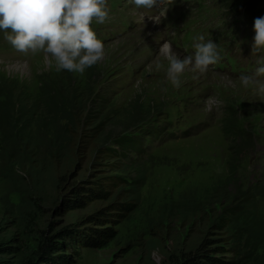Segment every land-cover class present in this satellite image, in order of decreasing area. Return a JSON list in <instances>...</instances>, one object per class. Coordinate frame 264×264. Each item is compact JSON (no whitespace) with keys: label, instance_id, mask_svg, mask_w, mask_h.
Returning a JSON list of instances; mask_svg holds the SVG:
<instances>
[{"label":"rangeland","instance_id":"374dc122","mask_svg":"<svg viewBox=\"0 0 264 264\" xmlns=\"http://www.w3.org/2000/svg\"><path fill=\"white\" fill-rule=\"evenodd\" d=\"M241 1L235 0L231 9L221 0H175L180 4V11L170 5L166 17L162 18L160 24H155L151 20L145 22V17L144 21L141 20V15L128 0H108L110 19L104 24L91 25L105 44L106 57L95 65L96 70L90 79L86 72H71L75 85L79 84L83 89L88 79L90 86L100 92L99 96L104 99L103 112L110 110L119 115L132 99H138L141 110L148 111L134 126L121 128L116 122L103 126L104 134H109L99 146L104 148V152L109 149L122 152L126 154L125 158L118 153V156L104 157L102 153L94 151L98 142H92L89 137L94 128L89 125L83 127L79 131L82 135L79 142L81 151L77 155L79 160L74 177L71 176L76 184H80L82 179H107L109 176L121 179L119 184L135 181L136 197L129 193L127 197L126 185H116L109 189L113 190L107 199L96 200L83 209L65 213L56 210L60 198L47 182L44 205L47 209L40 218L41 224L49 219L59 228L77 220L78 216L85 218L99 209H106L108 213L107 221L87 220L84 224L93 229L110 228L113 234L107 238L106 245L78 249L72 264H160L167 252H177L202 236L204 225L210 223L207 218L187 216L182 222L179 216H173L160 206L176 204L189 197L201 200V197L207 196L212 184L222 179L231 138L222 134L221 125L222 118L230 112V108L237 115V124L253 133L250 149L240 154L235 168L237 184L244 190L254 178L264 177V96L258 95L252 88L244 89L239 84L240 75L227 69L210 68L207 74L198 79H193L196 74L185 72L181 77L182 84L177 89L166 82L163 70L157 72L153 67L160 45L170 40L168 37L153 44L158 40L151 39L169 34L166 21L171 14H179L176 21L181 30L180 38L183 36V39H187V35L202 30L216 43L220 55L240 61L252 59L254 64L259 58V54L251 55L250 44L255 33L253 25L243 15L245 8ZM254 3L257 10L263 6V0ZM164 24L166 29L162 26ZM5 35L0 31V71L28 80L32 89L37 85L35 74L56 72L54 68L46 67L42 54L24 55L17 52ZM171 45L178 57L189 55L188 50H183L178 44ZM164 63L166 67L167 62ZM66 72L57 73L65 75ZM163 88H167V91H162ZM209 97L218 100L220 106L206 109L205 102ZM137 134L143 135L144 148L150 149L152 157L148 160H144V157L149 153H128L129 147L117 142L125 135L134 137ZM117 159L126 164L132 160L134 165L124 171L113 170ZM137 166L141 167V172L133 170ZM140 174L143 176L141 181H136ZM4 177L0 174V264H23L30 256L34 242L10 223L12 216L4 208V201L16 204L20 194L7 193ZM95 182L97 180L91 186ZM119 190L121 193L116 194ZM220 196L204 199L211 220L224 208ZM123 201L130 206L123 214H118L121 212L119 207L112 204ZM258 202L257 208L264 217V197H259ZM161 210L164 216L160 214ZM5 248H9V252L3 251Z\"/></svg>","mask_w":264,"mask_h":264},{"label":"trees","instance_id":"16d2710c","mask_svg":"<svg viewBox=\"0 0 264 264\" xmlns=\"http://www.w3.org/2000/svg\"><path fill=\"white\" fill-rule=\"evenodd\" d=\"M221 1L231 8L235 0ZM257 1H241L246 16L253 21L264 16V0L262 8L258 10L254 3ZM94 70L96 66L85 71L88 79ZM88 79L86 86L81 89L79 84L75 85L71 72L65 75L41 72L35 74L37 85L32 89L28 80L0 71V174L5 176L7 193L20 194L18 203L12 204L5 200L4 208L12 216L10 223L34 242L31 254L23 264H72L78 249L104 247L107 238L113 234L110 228L93 229L84 225L87 220L100 223L107 221L106 209H99L85 218L78 216L77 220L59 228L49 219L41 224L40 218L47 209L44 206L47 182L60 198L56 210L65 213L83 209L96 200L107 199L113 190L109 189L116 185H126L127 197L128 193L136 197L137 183L119 184L121 179L117 176L96 178L97 182L93 186V179H82L80 184L72 181L71 176L74 177L79 160L77 155L81 151L79 142L82 135L79 131L83 127L89 125L94 128L89 135L92 142H98L94 151L102 153L104 157H113L114 154L122 153L114 149L104 152V148L99 146L109 134H104L103 126L109 122H116L121 128L134 126L148 111L141 110L138 99H132L119 115L110 110L103 112L104 99L99 96L100 92L90 86ZM233 110L230 108V112L222 118L221 132L231 138L222 179L213 183L207 196L201 197V200L189 197L176 204L160 206V209L173 216H179L182 222L187 216H203L210 223L204 225L202 236L190 246L179 248L177 252H167L160 264H264V217L257 208L259 197H264V177L254 178L244 190L237 184L235 168L240 154L250 149L253 133L237 124V115ZM125 137L117 142L126 145L128 140ZM139 137L143 138V135ZM151 157L149 153L144 160ZM115 163L113 170L116 171H124L134 165L132 160L126 164L117 159ZM133 170L141 172V167H134ZM142 177L140 174L136 181H141ZM227 186H230L229 190H226ZM219 195L220 203L225 205L211 220L204 199ZM56 196L52 197L53 201ZM112 206L119 207L121 212L117 213L123 214L130 205L123 201ZM162 210L160 214L164 216ZM9 250L3 249L5 252Z\"/></svg>","mask_w":264,"mask_h":264},{"label":"clouds","instance_id":"9594fccd","mask_svg":"<svg viewBox=\"0 0 264 264\" xmlns=\"http://www.w3.org/2000/svg\"><path fill=\"white\" fill-rule=\"evenodd\" d=\"M128 3L144 10L141 20L147 15L153 23L160 24L175 0H128ZM109 19L108 0H0V31L6 33L5 39L19 53L42 54L46 67L56 72L83 74L103 61L106 47L91 25L104 24ZM253 30L251 55L264 54V16L254 19ZM198 40L194 53L183 58L177 56L170 42L160 45L153 67L157 72L163 70L166 82L174 88L181 86L185 72L196 74L193 79H198L219 63L221 56L216 43L204 42L202 35ZM256 64L258 67L252 74L239 76V84L264 96V80L260 79L264 77V55H260ZM205 106L211 110L220 103L209 97Z\"/></svg>","mask_w":264,"mask_h":264},{"label":"bare ground","instance_id":"6f19581e","mask_svg":"<svg viewBox=\"0 0 264 264\" xmlns=\"http://www.w3.org/2000/svg\"><path fill=\"white\" fill-rule=\"evenodd\" d=\"M125 139L130 141V142L127 141V143H126V145L130 149L128 153H131L132 151H137V152L142 154V151H143L142 139L139 136L132 137V136L128 135L125 137ZM121 157L125 158L126 154H121Z\"/></svg>","mask_w":264,"mask_h":264}]
</instances>
